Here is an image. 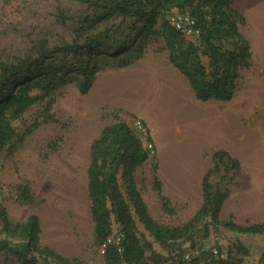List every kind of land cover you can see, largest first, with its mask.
Listing matches in <instances>:
<instances>
[{
	"label": "rangeland",
	"instance_id": "rangeland-1",
	"mask_svg": "<svg viewBox=\"0 0 264 264\" xmlns=\"http://www.w3.org/2000/svg\"><path fill=\"white\" fill-rule=\"evenodd\" d=\"M106 1L111 3L116 0ZM258 3L264 5V0L234 1L244 17L241 30L251 44L250 66L240 70L231 100H208L206 104H224L225 110L233 111L234 123L241 129L252 126L257 149L260 150L264 148V48L260 47L257 39L260 32H264V8L258 9ZM175 12L178 11L167 12V17L170 19ZM104 13L100 6L78 0H0V85L11 76L14 65H34L38 58L47 70L59 64L71 67L88 62L91 66L92 62L102 57L115 60L134 55L138 41L136 33L143 20L133 15L122 20L118 13L101 17ZM179 13L189 15L186 11ZM185 37L198 42L196 34H185ZM223 43L224 47H232L231 41ZM71 45L77 48L69 49ZM141 58L151 65L172 64L163 37L159 34L147 41ZM203 60L205 63L208 61L205 56ZM107 68L114 67L101 68L87 93L79 89L82 75L72 69L69 72L74 75L71 82L37 98L24 112L8 110L7 115L16 135L14 144L9 143L0 151V209L5 207L15 221H24L30 213L38 214L42 244L67 257L82 259L86 264L103 262V250L96 246L93 239L87 165L90 144L106 124L123 120L143 137L147 131L152 135V143L145 140L149 158L136 168L135 178L150 214L158 222L168 226L183 225L194 216L203 201L202 188L195 186L186 192L177 191L178 196H169L162 183V193L170 198L165 203L154 184L153 167L158 164V150L153 126L141 115L112 101L106 81ZM41 92L38 89L31 91L33 96ZM141 122H145L146 127ZM158 141L163 148L161 135ZM170 156L167 158L170 159ZM224 162L231 163L227 159ZM219 167V171L211 173L210 180L213 189L218 186L222 191H230L220 212L221 219L227 220L233 215V199L249 185L239 182L236 188L230 178L234 171L230 169L226 172L224 165ZM120 171L117 173L118 185L130 205L137 234L147 254L156 250L169 256L160 264H176L181 254L190 258L199 255L202 250H212L215 254L219 252L222 256L231 251L243 258V264H264V233L232 230L223 224H214L210 215L192 229V240L181 242L177 248L164 246L146 229L135 212ZM23 184L28 186L29 195L33 196L30 202L20 197L24 196ZM260 187L263 183L256 182V188L259 190ZM237 189L240 192L232 194ZM119 236L120 225L113 217L111 237L118 239ZM238 244L245 249L237 251ZM0 264L23 263L11 254L0 252Z\"/></svg>",
	"mask_w": 264,
	"mask_h": 264
},
{
	"label": "trees",
	"instance_id": "trees-1",
	"mask_svg": "<svg viewBox=\"0 0 264 264\" xmlns=\"http://www.w3.org/2000/svg\"><path fill=\"white\" fill-rule=\"evenodd\" d=\"M78 1L94 3L103 8L105 13L101 17L118 13L122 20L131 15L141 18L143 23L136 33L138 41L134 48L135 54L115 60L102 57L92 62L91 66L88 62H81L78 66L59 64L46 70L39 58L34 65H14L11 76L0 85V151L9 143L14 144L13 138L16 135L7 115L8 110L24 112L37 98L49 95L71 82L74 79V75L69 73L72 69L82 75L79 89L82 93H87L101 68L122 67L133 63L141 57L145 44L155 34L163 37L170 62L187 78L200 100H231L236 91L240 70L250 66L251 44L241 30L240 24L244 23V17L235 7V0H112L111 3L106 0ZM172 10L186 11L194 19L193 25L199 29L198 42L186 39L185 34L170 23L167 12ZM225 40L231 41L232 47H224ZM76 48L74 45L69 46L72 50ZM204 56L208 59L207 63L203 60ZM18 83L19 86L15 88ZM34 89L42 91L41 94L33 96L31 91ZM130 115L136 118L134 114ZM141 124L146 127L145 122ZM145 140L153 142L149 131L143 137L128 122L118 120L106 124L90 144L87 191L94 243L103 250L102 264H160L169 258L156 250L147 254V249L137 234L130 205L119 188V170L135 212L146 229L164 246L177 248L181 242L192 240V229L208 215L214 224H223L232 230L264 233V221L243 225L236 222L234 215L227 220L220 217L230 191H222L218 186L213 189L210 175L213 171H219L220 165H224L226 172L230 169L234 171L233 177H230L233 180L239 169L238 160L222 148L214 151L213 168L203 177V201L194 216L180 226L158 222L150 214L135 178L136 168L149 158ZM225 159L231 163L224 162ZM153 171L154 184L165 203H168L170 198L162 193L158 164L153 167ZM21 188L24 195L20 196L22 200L32 201L33 196L29 195L28 186L23 184ZM0 216V252L15 256L23 264H36L39 261L42 264H86L82 259L67 257L42 244L38 214L30 213L24 221H15L10 218L7 209L2 207ZM113 217L120 225L118 239L111 237ZM207 233L206 229L205 234ZM15 238L18 240L14 241ZM237 247V251L245 249L242 244ZM176 264H243V258L233 255L231 251L222 256L219 252L215 254L212 250H202L199 255L190 258L181 254Z\"/></svg>",
	"mask_w": 264,
	"mask_h": 264
},
{
	"label": "crops",
	"instance_id": "crops-1",
	"mask_svg": "<svg viewBox=\"0 0 264 264\" xmlns=\"http://www.w3.org/2000/svg\"><path fill=\"white\" fill-rule=\"evenodd\" d=\"M107 70L112 101L153 126L158 175L169 196H178L177 191L186 192L195 186L201 189L204 175L213 168L214 151L222 148L239 162L233 185H249L231 203L237 223L264 221V148L257 149L252 126L241 129L234 123L233 111L225 110L224 104H206L198 99L187 78L173 64H146L140 57L129 65ZM159 135L171 152L169 160L159 148ZM256 182H262L263 187L258 190ZM236 192L240 191L232 194Z\"/></svg>",
	"mask_w": 264,
	"mask_h": 264
},
{
	"label": "built area",
	"instance_id": "built-area-1",
	"mask_svg": "<svg viewBox=\"0 0 264 264\" xmlns=\"http://www.w3.org/2000/svg\"><path fill=\"white\" fill-rule=\"evenodd\" d=\"M170 23L184 34H199V29L194 27V19L190 15H181L179 12L171 14Z\"/></svg>",
	"mask_w": 264,
	"mask_h": 264
},
{
	"label": "bare ground",
	"instance_id": "bare-ground-1",
	"mask_svg": "<svg viewBox=\"0 0 264 264\" xmlns=\"http://www.w3.org/2000/svg\"><path fill=\"white\" fill-rule=\"evenodd\" d=\"M254 2V1H253ZM249 3H250V1H249ZM255 4V3H254ZM257 8L258 9H260V10H262L263 8H264V5L263 4H261V3H258V5H257ZM251 9V8H250ZM253 10V9H252ZM256 21H258V20H256ZM260 23V22H259ZM262 24H263V22H262ZM258 30V29H257ZM256 31V30H255ZM264 31V30H263ZM258 33V32H257ZM263 34H264V32H263ZM262 34V31L260 32V34L258 35V44L260 45V47H262V48H264V35ZM129 81V80H128ZM127 81V82H128ZM135 82H138V81H135ZM128 84H129V82H128ZM130 85V84H129ZM132 86H133V83H132ZM152 86V85H151ZM131 87V86H130ZM133 88V87H132ZM161 89V88H160ZM154 90V89H153ZM156 90V89H155ZM126 92V91H125ZM132 98V97H131ZM169 98V97H168ZM171 98V97H170ZM167 101V100H166ZM168 103H170V99H169V102ZM154 122V121H153ZM162 141L164 142V146H163V148H162V151H163V154L166 156V157H169L170 155H171V152H170V150L169 149H165L166 147H167V145H166V142H165V140L164 139H162ZM226 143V142H225ZM159 148H161L160 146H159ZM169 160V159H168ZM168 162V161H167ZM194 170V169H193ZM168 179V178H167ZM263 182V181H262ZM261 182V183H262ZM171 184H173V183H171ZM177 187H178V185H176ZM258 186H260V185H258ZM180 188V187H179ZM184 188V187H183ZM261 188V187H260ZM261 191H263V190H261ZM259 207V206H258Z\"/></svg>",
	"mask_w": 264,
	"mask_h": 264
}]
</instances>
